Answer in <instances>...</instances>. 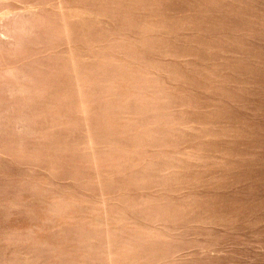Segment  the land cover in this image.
Returning a JSON list of instances; mask_svg holds the SVG:
<instances>
[{"label":"rangeland","instance_id":"obj_1","mask_svg":"<svg viewBox=\"0 0 264 264\" xmlns=\"http://www.w3.org/2000/svg\"><path fill=\"white\" fill-rule=\"evenodd\" d=\"M0 15V264H264V0Z\"/></svg>","mask_w":264,"mask_h":264},{"label":"bare ground","instance_id":"obj_2","mask_svg":"<svg viewBox=\"0 0 264 264\" xmlns=\"http://www.w3.org/2000/svg\"><path fill=\"white\" fill-rule=\"evenodd\" d=\"M0 2H1V0H0ZM3 2H4V0H3ZM4 14V13H3ZM16 15H18V14H16ZM1 16V15H0ZM6 16V15H5ZM22 19V18H21ZM11 20V19H10ZM17 19H15V21H16ZM15 29H17V26H15ZM20 29V28H19ZM15 32V31H14ZM2 34H3V32H1L0 31V38H1V36H2ZM4 39V38H3ZM4 41V40H3ZM96 163V162H95Z\"/></svg>","mask_w":264,"mask_h":264}]
</instances>
